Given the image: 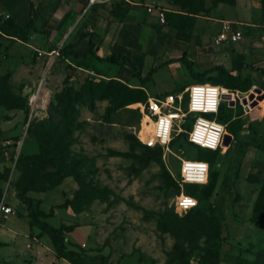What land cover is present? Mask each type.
Here are the masks:
<instances>
[{
  "label": "rangeland",
  "instance_id": "374dc122",
  "mask_svg": "<svg viewBox=\"0 0 264 264\" xmlns=\"http://www.w3.org/2000/svg\"><path fill=\"white\" fill-rule=\"evenodd\" d=\"M241 1L117 0L111 10L120 5L135 11V16L128 18L127 15L123 22L118 21L112 11L108 13L104 8L106 2H102L88 16H81L78 27L92 28L102 36L106 31L114 38L120 34L116 43L111 36L112 44L119 47L118 53L132 54L129 58L142 76L156 68L151 80L142 88L149 99L177 93L195 82L182 61L165 62L185 57L199 73L218 66L216 60L211 59L228 51V45L217 46L213 41L221 22L244 16L257 24L264 20L263 4L257 10L249 5L250 0ZM84 2L45 0L43 7L52 11L60 6L83 12ZM148 4L165 10V23L156 18L148 19ZM100 7L104 9L99 10ZM51 11L42 10L44 14L39 20L49 23L53 18ZM168 12L178 14L180 23L173 21L178 23L179 31L167 25ZM78 19L79 16H69L57 33L51 26L48 33L31 32L27 41H18L3 33L1 29L10 19L0 16V171H9L7 180H0V205L10 202L15 209L5 224L12 226L17 219L26 226V220L19 219L16 212V203L20 205V201L16 200L15 186L25 188L34 182L33 177L39 178L45 185L58 184L48 191L28 194L40 200L41 210H54V216L43 219L44 222L55 228L74 226L73 232L65 233L66 248L81 254L86 263L97 264L104 257L107 264H169L168 252L179 243L181 234L164 227L163 221L164 214L172 220L177 218L173 214H176L179 192L176 186L164 184L159 163L144 165L131 156L133 137L140 142L141 119L138 121L137 115L122 110L113 115L114 123L109 125L103 118L110 102L97 100L94 110L87 105L80 106L78 126L69 129L66 136L68 129L55 132L57 126H65L55 106L68 87L82 89L88 80L110 79L130 88L140 87L134 68L129 63L127 69L124 67L127 62L101 63L89 52L83 56L63 53L62 49L76 40L79 28L73 31L72 24ZM258 29L261 37L264 36V28ZM180 36L190 37L191 41L182 40ZM244 44V41L234 44L235 50L242 53L240 48H244ZM212 49L215 53L209 55L208 50ZM248 61L251 62L249 58ZM263 96L264 79H261L254 80L252 89L236 98V112L250 107L257 131L242 136V140L252 145L246 153L231 146L228 156L219 161L220 176L211 197L214 215L222 227L219 264H237L242 257L264 260V219L254 218L255 204L264 190V150L260 148L264 146V99H260ZM244 100L246 103L242 104ZM141 102L128 108L137 110ZM255 103L257 106L252 108ZM52 130L55 133L45 138ZM147 130H142V138L147 136ZM60 139L61 144L71 142L72 154L78 155L80 166L78 163L69 166L64 160L66 166L62 167L45 163L40 169H18L21 157L38 155L43 145ZM224 147L229 149V146ZM173 151L187 159L198 160L197 153L208 150L182 142ZM134 153L141 156L144 148L138 147ZM162 161L164 169L178 183L179 159L170 155L166 159L162 157ZM21 165L25 167L24 162ZM92 187L108 188L110 193L78 212L60 207L78 196L80 190L89 192ZM185 188L190 186L187 184ZM177 216L185 218L186 214ZM26 217L30 224L29 212ZM1 219L5 216L0 213ZM2 222L0 264H74L56 256L53 240L40 227L30 228L26 234L12 233L4 229ZM199 237L200 245L204 246V237ZM191 264L201 263L194 257Z\"/></svg>",
  "mask_w": 264,
  "mask_h": 264
},
{
  "label": "trees",
  "instance_id": "16d2710c",
  "mask_svg": "<svg viewBox=\"0 0 264 264\" xmlns=\"http://www.w3.org/2000/svg\"><path fill=\"white\" fill-rule=\"evenodd\" d=\"M225 2L226 0H220ZM263 10H264V0H262ZM31 6V20L28 26L22 28L18 26L13 20H10L8 24L2 28L3 33L8 36L21 41H27L29 34L31 32H38L35 26V7L32 0H29ZM129 8H123L120 5H116L113 10V16L120 22H123L128 15ZM167 25L172 29L179 31V16L176 13L168 12ZM167 18V17H166ZM178 21L177 22H174ZM183 23L182 25H184ZM191 26H193L191 24ZM192 33L193 30L190 28ZM86 36L82 34L80 41ZM95 38L96 35L90 36V49L89 53L92 54L99 62L101 63H111V64H120L123 62H129L135 70L134 76L138 78L140 82L139 88H130L129 85L115 80H102L101 82L87 81L82 89H74L68 87L66 92H63L62 98L55 106V110L63 118L61 124L65 125L64 127L57 126L55 132L60 131L65 128L68 129L65 132V136L70 132L73 126H78V117L81 115L80 106L87 105L89 109L94 110L97 100H109V106L107 107L105 117L103 120L109 125H113V115L119 113V111L126 110L127 112L133 113L139 117L138 121L142 118L140 110H133L128 108V106L141 102L144 103L148 99L142 89L147 85L151 80L153 74L156 71V68H153L146 76H142L141 73L137 71L135 64L132 60L125 56L124 54H113L109 57H99L95 51ZM180 39L185 41H191L190 37L180 36ZM77 45V44H76ZM76 45L69 44L62 49L63 53L69 52V50L74 49ZM175 61H182L188 68L194 83L204 84L210 83L213 85L223 86L226 89L234 93L244 94L248 93L252 87L253 82L249 78H244L241 74H232L223 66H216L211 68L203 73H199L193 67V64L190 60L185 57H181L178 60H170L167 63H172ZM244 65L240 66L242 69ZM210 75V76H209ZM187 87V86H186ZM185 87V88H186ZM184 88V89H185ZM182 89L181 91H183ZM179 91V92H181ZM173 93V92H171ZM170 93H166L159 97H164ZM243 108V107H242ZM218 119L221 123L227 125V134L231 137V145L229 149L227 147H222L217 151H207V152H198L196 157L198 160L206 161L210 164V177L209 182L206 185H194L188 184L190 188H185V192L196 198L198 200V206L193 210L185 213V218H178L176 214L175 219L168 215L164 214L163 226L170 228L171 230L179 231L181 238L179 243H176L174 248L168 252L169 264H191V260L194 257H197L201 264H219L221 257V242H222V227L220 222L217 220L214 215V206L211 203V197L218 185V179L220 176L219 170V161L222 157H227L230 151L231 146L238 149V151L246 153L247 150L252 146L251 143L242 140V136L250 133H255L256 126L253 123L251 116L246 115V112L243 108L242 111L236 112V106L229 107L227 102H224L221 106ZM192 122L187 126L190 129ZM52 130V133H47L44 135L45 138L53 135L55 133ZM245 133V134H244ZM134 143L131 145V156L136 157L137 160L147 165L151 162H157L162 166V176L164 177V184L167 186H176L177 187V196L181 193V188L175 179L172 178L171 174L164 169L163 167V151L161 148L151 149L141 144L136 138H134ZM61 139L54 143L43 145L41 152L38 155L32 156H23L20 158V169L21 171L27 169H40L45 163L53 164V166H66L62 161H66L67 164L76 165L80 160L78 155L72 154L71 142L61 144ZM182 142L186 143L187 146H191L185 135L178 137L173 143L172 148L177 144ZM138 147L144 148V153L141 156H136L134 151ZM264 150V146H260ZM1 153V152H0ZM114 153V152H113ZM67 160L69 162H67ZM22 162H24L25 167H22ZM81 162H84L81 160ZM80 166V162L78 163ZM145 167V166H144ZM9 176V171H0V180H7ZM51 179H54V175L51 174ZM34 182L28 185L25 188L19 187V184H16V196L19 199L20 203L26 205L29 212V217L31 219L30 227L32 229L37 226L50 235L51 239L54 242V250L56 256L61 259H65L74 264H88L85 262L84 257L74 250H67V238L65 233L73 232L74 226H61L60 228H55L48 223L44 222L43 219H49L54 216V210L45 212L39 208L40 200H36L28 195L29 192H45L50 189H53L57 186L58 183L52 185H45L40 182L39 178H34ZM61 182V180H59ZM179 187V188H178ZM110 193L108 188L98 189L97 187H92L88 192L87 189L80 190L78 196L74 197L72 200H67L62 206V208H71L74 211L78 212L86 207L89 203L96 199H105L107 194ZM176 194V193H175ZM254 218L255 219H264V190L259 195L258 200L254 208ZM202 235L205 239V245L201 246L199 241V236ZM259 258V257H258ZM264 260L262 258L248 259L247 257H242L237 264H263ZM97 264H107L104 257L101 258L100 262Z\"/></svg>",
  "mask_w": 264,
  "mask_h": 264
},
{
  "label": "built area",
  "instance_id": "2783aa9c",
  "mask_svg": "<svg viewBox=\"0 0 264 264\" xmlns=\"http://www.w3.org/2000/svg\"><path fill=\"white\" fill-rule=\"evenodd\" d=\"M102 0H90V4ZM156 10L149 7L152 13ZM159 20L165 23V10L157 9ZM243 39V32L238 23L223 21L221 29L214 38L215 45H234ZM59 54L58 52H54ZM224 96L229 99L225 100ZM239 93H234L223 86L210 83H194L183 91L170 93L164 97L149 98L139 103L138 108L142 115L138 138L148 148H161L163 157L173 155L179 159V180L181 188L177 196L175 209L177 213L185 214L198 206V200L185 192L187 184L206 185L210 177V164L206 161L187 159L177 155L172 143L181 135H185L192 146L209 151H217L224 147L227 134V125L218 119L221 106L224 102H236ZM192 122L190 129L187 128ZM146 128L147 136L141 137ZM184 154L185 151L182 150ZM191 201L192 203H186ZM12 208L6 203L0 205V213L4 216L11 214Z\"/></svg>",
  "mask_w": 264,
  "mask_h": 264
},
{
  "label": "crops",
  "instance_id": "0c3cea01",
  "mask_svg": "<svg viewBox=\"0 0 264 264\" xmlns=\"http://www.w3.org/2000/svg\"><path fill=\"white\" fill-rule=\"evenodd\" d=\"M44 1L45 0H32L34 7H35V11H36L34 21H35V26L38 30V32H36L37 34L48 33V31L51 30L52 28L55 30L54 33H57V31L61 30L64 27L66 19L69 16H74V15L79 16V19L72 24V29L74 28L73 31L75 30L76 32L77 29L79 28L78 26L81 23V21L79 20L82 15L83 17L88 16L89 13L92 12L91 10H93L95 7H98L97 5L101 4L102 2H106V5L104 8H106L108 13H110L112 11L111 9H112L113 3L116 2L117 0H102V2H97L92 5L90 4V0H83L85 1L82 6L84 7L83 12H81V10L74 11L73 9H70V8H60L59 5H58L59 7H54L53 10L51 11V10H48L47 7L46 8L43 7ZM250 1L251 3H249V5L253 6V8H256L257 10L261 8L262 6L261 0H250ZM146 6H147V10L149 7H153L156 9L152 13L149 12L150 17L148 19L150 21L151 19H154V18L159 20V17L157 14V9L159 8H157L155 5L153 6L149 4ZM104 8L100 7L99 10H102ZM42 10L43 12L47 10L49 11V13L51 11V16L53 18H51L50 22L47 24L39 20L40 17L44 14ZM134 13L135 11L133 9H129L128 18L135 16ZM0 16L8 17L10 20H13L18 26L22 28L28 26L31 20V6L29 3V0H0ZM224 21H233L239 24L243 32V39L240 42H243V41L245 42L244 48L241 46L240 49L242 50V53H240L241 51L237 52L235 50L236 44L228 45L227 50L230 52L227 51L225 52L224 55L218 54L215 58H212L211 60L212 61L216 60V65L225 67L232 74H235V75L241 74L244 78L251 79L252 82L254 80L264 79V36L261 37L260 31L258 29L261 27L264 28V20L262 22H259L261 25L257 24L256 21H251V19L248 16H244L241 18L240 17L235 18L233 20H224ZM222 23L223 22H221V26H222ZM41 26H43L44 28ZM221 26L218 32L213 36V40L215 36L219 33ZM82 34H86V36L80 41ZM98 34H99L98 31L93 30L92 28H86V26L80 27L79 30L76 32V40H73V41L71 40L69 42V44H72V45L77 44V45L74 49L69 50V52H72L80 56L87 54V52H89V49H90V36L96 35L94 51L99 57L105 58L113 54H123V53L125 56H128V57L132 55L127 52L118 53V51H116V49H118L119 47L117 46L118 47L117 48L116 45L114 46L112 42L115 39V43H116L117 38H119L120 40V34L117 35V38H114L112 34L109 33V31H106L103 36L98 35ZM111 36L114 39H112ZM251 43H253L254 45L251 46ZM214 53L215 52L213 49L211 51L208 50L209 55L211 54L213 55ZM248 58L251 60V62L248 61ZM253 62L254 63L256 62V64H254ZM128 63L129 62H127L124 65L126 69L128 68ZM242 65H244V67L240 69V66ZM214 67L216 66H213L212 68ZM191 84H189L188 86H190ZM247 114H249L250 116L252 115L250 112H246V115ZM251 119H252V116H251ZM230 145H231V142H230ZM29 196L32 198H35L31 195ZM17 199L18 198L16 197V200ZM9 203H7V205L11 207L12 210H15L12 207V205ZM16 205H17L16 212H18L19 214L18 215L20 217L19 219L24 218L26 220V226H23L21 222L17 219H16L17 221L15 220V222H13L12 226H8V224H5V221L8 220L10 214L5 216V219H1L0 223L3 221L2 223L5 225L3 226L4 229L11 231L12 233L26 234V232H28L31 228L29 221H28L29 219L28 217H26L28 213L27 207L26 205L22 203H20V205L16 203Z\"/></svg>",
  "mask_w": 264,
  "mask_h": 264
},
{
  "label": "water",
  "instance_id": "95a60500",
  "mask_svg": "<svg viewBox=\"0 0 264 264\" xmlns=\"http://www.w3.org/2000/svg\"><path fill=\"white\" fill-rule=\"evenodd\" d=\"M251 98H253V96H251ZM224 99H225V100H228L229 97H228V96H224ZM260 99L263 100V99H264V96H263L262 98H260ZM245 103H246V100H244V102H242V104H245ZM235 105H236V104H235L234 101H231V102L229 103V106H230V107H234ZM255 106H257V103L253 104V105H252V108H254ZM246 112H250V107H247V108H246ZM230 142H231V137H230L228 134H226L225 139H224V146H229V145H230Z\"/></svg>",
  "mask_w": 264,
  "mask_h": 264
},
{
  "label": "snow or ice",
  "instance_id": "6c2138e0",
  "mask_svg": "<svg viewBox=\"0 0 264 264\" xmlns=\"http://www.w3.org/2000/svg\"><path fill=\"white\" fill-rule=\"evenodd\" d=\"M186 203H192L191 201H188V202H186Z\"/></svg>",
  "mask_w": 264,
  "mask_h": 264
}]
</instances>
